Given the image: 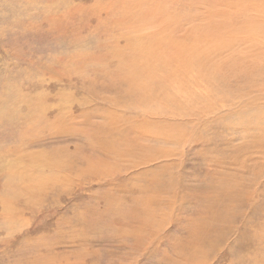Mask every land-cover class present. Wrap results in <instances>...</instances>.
Returning <instances> with one entry per match:
<instances>
[{"label":"rangeland","instance_id":"obj_1","mask_svg":"<svg viewBox=\"0 0 264 264\" xmlns=\"http://www.w3.org/2000/svg\"><path fill=\"white\" fill-rule=\"evenodd\" d=\"M0 264H264V0H0Z\"/></svg>","mask_w":264,"mask_h":264}]
</instances>
